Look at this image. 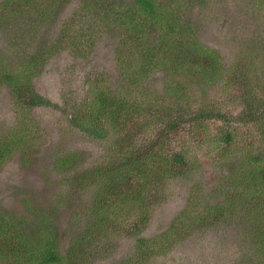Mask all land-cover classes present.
<instances>
[{
  "label": "rangeland",
  "instance_id": "rangeland-1",
  "mask_svg": "<svg viewBox=\"0 0 264 264\" xmlns=\"http://www.w3.org/2000/svg\"><path fill=\"white\" fill-rule=\"evenodd\" d=\"M10 1L0 0V17L8 14L6 23L5 19L0 21V49L4 51L0 60L8 57L7 67L15 69L29 53L39 55L32 85L52 103L21 110L9 88L0 85V152L8 135L21 138L19 148L4 150L0 157V213L7 216L8 226L22 232L24 225L29 231L38 218L46 219V230L60 255H65L71 243L82 241L83 248L67 264H264V185L257 193L254 180H247L245 174L243 180L239 169L244 170L246 160L257 151L264 161L261 123L223 125L235 138L221 145L220 157L198 138L188 139L184 131L172 136L164 150L184 144L201 160L195 170L163 182L156 179L159 174L155 172L151 213L137 227L131 215L122 224L123 215L118 212L106 215L107 220L104 214L95 213L93 206L98 199L96 190L111 182L108 177L98 174L86 178L78 171L88 180L87 185L82 181V189L72 178L77 173L74 169H92L111 158L109 149L117 132L92 138L84 130H74L65 122L64 103L81 87L86 88L90 79L103 76L111 91H121L128 88H122L124 69L133 75L139 71L143 61L134 60L132 54L126 55L125 62L130 69L119 67L117 51L124 27L115 29L106 19L100 22L103 8L117 11L122 0H71L60 9L47 8L43 15L26 14L25 7L13 3L19 0ZM164 1L170 11L177 12L181 24L189 25L195 42L217 52L226 67L220 72L222 80L207 85L202 75L183 62L194 77L190 82L182 80L193 92L192 102L197 101L194 91L205 93L207 105L233 121L242 109L239 92L244 83L228 74L231 67L249 70L251 88L258 85L264 92V72L260 70L264 69L263 12L253 0H206L204 6L197 0L193 4L190 0ZM17 13L21 17L17 18ZM166 35L164 28L153 27L140 47H155L159 45L156 39ZM161 71L142 80L150 91H162L165 74ZM78 97L89 100L84 93ZM169 100L183 105L181 100ZM205 127L208 137H222V126L217 123L205 122ZM73 154L76 161L66 165L62 160ZM10 263L9 258L0 260V264Z\"/></svg>",
  "mask_w": 264,
  "mask_h": 264
},
{
  "label": "trees",
  "instance_id": "trees-1",
  "mask_svg": "<svg viewBox=\"0 0 264 264\" xmlns=\"http://www.w3.org/2000/svg\"><path fill=\"white\" fill-rule=\"evenodd\" d=\"M69 1L71 0H19L13 3L20 8L25 7L26 14L31 11L40 15L42 12L43 15L47 8L52 6L60 9ZM194 1L190 0L189 3L193 4ZM253 1L264 14V0ZM197 3L199 6H204L206 0H197ZM106 4L111 6V3ZM174 6L179 10L181 8L178 4ZM105 7L100 22L106 19L113 28L124 27L125 30L117 51L119 67L123 69L128 67L125 62L126 55L129 54L134 56V60L139 59L143 62L137 68L139 70L137 75L127 74L130 71L126 72L124 69L122 88L128 87L127 89L111 91L112 87L104 81L103 76H100L102 79L97 77L90 79L86 82V88L81 87L76 96L68 103H64L67 112L65 122L74 130H84V133L92 138H100L109 134L111 130L117 132L113 135L117 139L112 138L114 144L109 149L111 158L92 169L88 166L74 169L77 173L72 179L74 183L80 182L82 189L84 183L88 184L87 179L85 181L81 178L83 173L86 178L98 174L106 175L111 182L96 190L98 199L94 200L93 211L104 214L106 219L108 217L106 215L118 212V215H123L119 224L131 215L137 227L138 223L151 213V188L156 185L153 181L154 173L159 174L156 179L163 182L167 178L189 175L201 162L184 144L166 152L164 148L171 141L170 138L184 131L188 139L198 138L208 151L215 152L220 157L223 155L218 152L221 145L232 143L235 138V135L226 131L223 125L230 126V122L239 125L260 122L264 134V92L258 85L255 89L251 88L249 70L237 65L235 68L231 67L233 71L228 72L230 76H235L244 83L239 92V104L242 109L233 121L232 117L222 114L219 109L209 107L205 93L194 91L197 101L192 102L193 92L189 86L186 87L182 83V80L186 79L190 82L194 77L188 68L183 66V62H187L191 70H195L197 75H202L204 82L211 85L222 80L220 72L222 69L226 70L219 54L211 48L201 46L199 42L196 43L195 35L189 25L181 24L175 15L177 12L170 11L164 0H122L117 11ZM110 11L115 12L109 13ZM17 14V18L21 17V13ZM7 18L8 14L4 13L0 21L5 19L4 23H6ZM156 26L165 29L166 37L156 39L159 45H154L155 47L141 48V43L145 41L148 32ZM260 34L263 41L264 30ZM261 48L264 49V43ZM0 54H4L1 49ZM40 59L39 55L29 53V56L23 58L24 63H18L15 69L12 65L7 67L6 59L0 60V85L9 88L14 102L21 110L27 111L38 106L46 107L52 103L35 91L32 85L33 71L38 67ZM156 70H162L161 72L165 74L164 86L160 92L150 91V86L142 81ZM260 70L264 72V69ZM171 73L174 78L176 77L175 79L171 77ZM177 73L180 74L179 78L176 76ZM224 90L223 93L229 95V90ZM80 93L88 96L89 100L78 97ZM200 95L201 99L198 100ZM171 97L181 100L183 105L172 103V100L168 101ZM190 103L196 104L190 105ZM212 121L222 126V137L217 135L210 138L205 134V122ZM20 142L21 138L10 134L4 150L19 148ZM4 150L0 152V157L5 154ZM259 154L260 152L257 151L254 156L246 160L244 170L239 168L243 180L245 174L247 180H254L256 188L264 185V161ZM76 158L73 154L62 161L66 165H72ZM81 170L83 172L79 176L78 171ZM259 188L257 193L261 191ZM112 220L111 223L114 224ZM8 224L7 216H1L0 260L9 258L10 264H67L84 246L82 241V244L78 245L71 243L65 255H60L51 232L46 230V219L38 218L34 222L35 228L29 231L25 230L24 225L21 226L22 232L11 229Z\"/></svg>",
  "mask_w": 264,
  "mask_h": 264
}]
</instances>
